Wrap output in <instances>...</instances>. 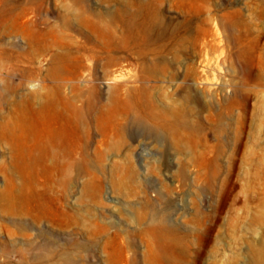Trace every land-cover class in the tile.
<instances>
[{
  "label": "rangeland",
  "instance_id": "1",
  "mask_svg": "<svg viewBox=\"0 0 264 264\" xmlns=\"http://www.w3.org/2000/svg\"><path fill=\"white\" fill-rule=\"evenodd\" d=\"M0 264H264V0H0Z\"/></svg>",
  "mask_w": 264,
  "mask_h": 264
},
{
  "label": "bare ground",
  "instance_id": "2",
  "mask_svg": "<svg viewBox=\"0 0 264 264\" xmlns=\"http://www.w3.org/2000/svg\"><path fill=\"white\" fill-rule=\"evenodd\" d=\"M21 142L22 143H21V149H20V156L18 158L19 159L18 160V164L21 167L23 175H24V177L26 179V184H25L24 188L27 191L30 188V186H31L30 177H31V174H32L33 160L35 158L34 157V152L35 151L29 145V140L27 138L22 137ZM42 144H43L42 135L39 134L38 137H37L36 149L41 151ZM36 160L41 165V163L43 161L42 157H39Z\"/></svg>",
  "mask_w": 264,
  "mask_h": 264
}]
</instances>
